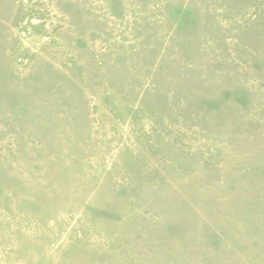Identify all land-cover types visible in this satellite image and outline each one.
Returning <instances> with one entry per match:
<instances>
[{
	"label": "rangeland",
	"instance_id": "obj_1",
	"mask_svg": "<svg viewBox=\"0 0 264 264\" xmlns=\"http://www.w3.org/2000/svg\"><path fill=\"white\" fill-rule=\"evenodd\" d=\"M0 264H264V0H0Z\"/></svg>",
	"mask_w": 264,
	"mask_h": 264
}]
</instances>
